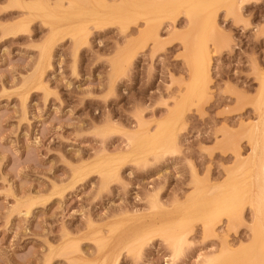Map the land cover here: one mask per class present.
Masks as SVG:
<instances>
[{
	"label": "rangeland",
	"instance_id": "rangeland-1",
	"mask_svg": "<svg viewBox=\"0 0 264 264\" xmlns=\"http://www.w3.org/2000/svg\"><path fill=\"white\" fill-rule=\"evenodd\" d=\"M83 1L0 0V264H232L241 251L251 260L235 264H264L250 140L264 122V0H197L209 9L192 22L195 0H164L173 8L158 41L135 42L130 62L141 22L72 30L86 2L109 18L141 0ZM196 36L210 59L203 88L165 147L146 148L141 134L186 91L184 41ZM230 179L242 182L244 206L207 226L201 207Z\"/></svg>",
	"mask_w": 264,
	"mask_h": 264
},
{
	"label": "bare ground",
	"instance_id": "bare-ground-1",
	"mask_svg": "<svg viewBox=\"0 0 264 264\" xmlns=\"http://www.w3.org/2000/svg\"><path fill=\"white\" fill-rule=\"evenodd\" d=\"M121 1V0H120ZM134 1V0H133ZM158 0H141V1H138L136 2L137 3V6H136V11L132 12V10L134 9L135 5L134 3H131L130 2V5H125L126 7H124V14H117L118 11H112L113 13L116 12V15H120V17L123 15L124 19L123 18H116V17H112L114 16V14L112 13H108V14H111V17H102L101 15H97V12L93 11L94 7H93V2L89 1V2H86L85 0L83 2H86L84 3L85 6L82 7V14L83 16L82 17H85V20L88 21H84V23H82L80 20V24L78 25H75V27L73 28V35L74 37L77 36V35H80V34H84L86 35V32H87V24L90 23L92 24L95 28H103V27H106L107 25H111L113 23L115 24H119L120 27L124 30V32L126 31H129L130 28L132 26H136L137 24H139L140 22L142 23V25L144 24V29L139 32V34L137 35V38L134 40V39H130L128 41V44H129V52L127 54V61L130 62L133 58V46L135 44V42H148V41H152V42H157L158 41V31L160 29V26L161 23H162V20L165 19V18H170V15H171V12L170 11V7L172 6H168L170 4H168L166 6V3L167 1H160L158 4H156ZM187 0H185L186 2ZM197 0L194 1V10H188L187 12V15L189 16L190 18V22H192L193 19H195L196 15L199 13V14H205L208 9H209V4H207V6H204L203 7V3H200L199 1L196 2ZM202 1V0H201ZM204 1V0H203ZM210 0H206V2H208ZM213 1V0H212ZM211 1V2H212ZM217 1V0H216ZM219 1V0H218ZM222 1V0H221ZM243 1V0H242ZM251 1V0H250ZM123 2V0H122ZM125 2V1H124ZM123 2V3H124ZM128 2V1H127ZM155 2V3H154ZM169 2V1H168ZM184 2V1H183ZM183 2H180L183 4ZM189 2V1H188ZM236 2V1H235ZM96 3V2H94ZM122 3V5H123ZM179 3V4H180ZM193 4V2H190ZM214 3V1L212 2ZM242 3V2H241ZM12 4V3H11ZM97 4V3H96ZM125 4V3H124ZM129 4V3H127ZM154 4H156V6H153ZM186 4V3H185ZM21 5V4H20ZM34 5V4H33ZM23 6V5H22ZM50 6V5H48ZM97 7L101 6V5H96ZM134 6V7H133ZM153 7V11H150V8ZM55 7V6H54ZM84 7H88V8H84ZM102 7V6H101ZM106 6L104 5L102 7V9ZM115 7V6H114ZM211 7V6H210ZM37 8V7H36ZM50 8V7H49ZM59 9V7H57ZM116 9L117 8H120V7H115ZM173 8V7H171ZM46 9V8H45ZM87 9H90L87 11ZM101 9V8H100ZM104 9V10H105ZM110 9V8H109ZM121 9H123L121 7ZM41 10V9H40ZM115 10V9H113ZM120 11V10H119ZM174 11V10H173ZM122 12V11H121ZM127 12V13H126ZM213 12V11H212ZM48 13V12H47ZM52 13V12H51ZM50 13V14H51ZM54 13V12H53ZM52 13V14H53ZM106 13V14H107ZM45 14V13H44ZM49 14V15H50ZM55 14V13H54ZM101 14V13H99ZM60 16V15H59ZM110 16V15H109ZM57 17V16H56ZM62 17V16H61ZM207 17V18H206ZM212 17V16H211ZM53 18V17H52ZM52 18H50L52 20ZM205 20L209 19V14L207 16H205ZM214 18V17H213ZM213 18L210 19L211 21H213ZM59 19V18H58ZM80 19V18H79ZM83 20V18H82ZM209 20V21H210ZM57 21V19L54 21L52 20L50 25L52 26V29L53 31L56 29L55 28V22ZM59 21V20H58ZM77 20L76 23L79 22ZM60 22V21H59ZM214 22V21H213ZM58 23V22H57ZM75 24V23H74ZM142 27V26H141ZM58 28V27H57ZM201 29V27H199ZM198 28V29H199ZM60 30V28H59ZM58 31V30H57ZM62 31V30H61ZM61 31H59L61 33ZM202 31V30H201ZM55 33L53 34V36L57 35V32L54 31ZM131 32H132V29H131ZM53 33V32H52ZM60 35V34H58ZM83 35V36H84ZM83 39V38H82ZM81 39V40H82ZM55 39L54 37H51L50 39H48V41L46 42L45 46H44V53L47 55V57H49V54H50V50H51V47L53 46V44L55 43ZM160 43V42H159ZM185 43V46H186V51H187V55H188V63H189V72L191 74V77H190V82L189 84L187 85L186 87V91L184 93V95L180 98V101L178 103L175 104V108L173 111L170 112V119H165L166 122H164L163 124H160V126L157 128L156 132L152 133L153 135H150L148 134V131L145 132L144 129V133L141 134L140 136V141L144 142L143 144L146 145V148H153V147H156L158 144H160L161 142H164L166 141L165 138L168 137L171 129L172 131H174V127L177 126L181 119H182V116H184V113H185V110L186 109V106L187 104L189 103V101L194 97L196 98L195 96L200 92V86L201 83L203 82V79L204 77L207 78V73L208 72V66H209V52H208V49H207V46H206V41L204 40L203 37L201 36H196L192 39H186L184 41ZM160 45V44H159ZM158 45V46H159ZM44 57V56H43ZM46 57V56H45ZM45 60V58H43ZM47 60V58H46ZM259 74V73H258ZM262 76V74H261ZM210 79V77H209ZM206 80V79H205ZM258 80H259V76H258ZM257 80V81H258ZM260 82V81H259ZM204 83V82H203ZM202 83V84H203ZM261 88H260V92H262V94H264V78L261 79V84H260ZM203 88V86L201 87ZM206 89V88H204ZM203 90V89H201ZM259 93V92H258ZM258 95L259 97L262 95ZM205 95V94H204ZM263 96V95H262ZM261 96V97H262ZM205 97V96H204ZM199 99V98H198ZM201 99V98H200ZM264 99V98H263ZM195 100V99H194ZM260 100V99H259ZM262 101V100H261ZM191 103V102H190ZM189 103V104H190ZM261 102H258V104L260 105ZM262 104V103H261ZM258 105V106H259ZM260 107V106H259ZM257 108V107H256ZM260 110V109H259ZM263 110V109H262ZM261 110V111H262ZM259 111V113L261 112ZM257 114V113H256ZM264 116V114L262 113L261 116ZM260 116V117H261ZM262 119V118H261ZM258 120V119H257ZM263 120V119H262ZM261 120V121H262ZM164 121V120H163ZM162 121V122H163ZM261 123V122H260ZM180 125V124H179ZM178 125V127H179ZM255 125V124H253ZM256 126V125H255ZM258 126V125H257ZM255 128V127H254ZM253 128V129H254ZM257 130L255 132H257V134L255 135L253 132H251V141L253 140L254 141V147L255 149L253 150L252 149V152H255V154L258 152L260 153L259 154V163L256 167H258L259 165V168L256 170L258 172V177H257V180H256V183L257 185L255 184L254 186H257L258 188V191H259V198H257L256 202L259 201L258 199H260V201L262 202L264 200V122L261 123V126L259 125L258 127H256ZM140 130V129H139ZM147 130V129H145ZM171 131V132H172ZM141 132V131H140ZM175 132V131H174ZM138 133V132H137ZM173 134V133H172ZM246 134V133H245ZM168 135V136H167ZM171 135V134H170ZM250 136V135H249ZM248 136V137H249ZM172 136H170L169 138H171ZM137 139V138H136ZM139 139V138H138ZM164 140V141H163ZM169 140V139H168ZM172 140V139H171ZM138 141V140H137ZM249 141V140H248ZM133 142V141H132ZM141 143V142H140ZM166 145L167 142H164ZM170 143V142H169ZM163 143H161L160 145H162ZM138 145V144H137ZM142 145V143H141ZM140 145V146H141ZM164 145L163 148L165 147ZM136 146V145H135ZM135 146H134V149H135ZM168 146V144H167ZM166 146V147H167ZM137 150L140 149V147L138 148V146L136 147ZM145 148V146L143 147ZM143 148L141 149L143 151ZM145 148V149H146ZM133 149V150H134ZM155 149V148H154ZM153 149V150H154ZM159 150H161V147L159 146L158 148ZM136 150V151H137ZM158 150V151H159ZM132 151V150H131ZM150 151V150H149ZM151 152H152V149H151ZM134 154V153H133ZM137 154V152H136ZM150 154V152H149ZM239 154V152H238ZM254 154V155H255ZM130 155V154H129ZM143 155V154H141ZM253 155V154H252ZM128 156V155H127ZM131 156V155H130ZM139 156V155H138ZM251 157H254V156H251ZM236 159V158H235ZM254 159V158H253ZM125 160V159H124ZM108 161V160H107ZM239 161V160H238ZM106 162V161H105ZM103 162V163H105ZM254 162V161H253ZM252 162V163H253ZM109 163V162H108ZM113 163V161H112ZM116 163V162H115ZM243 163V162H242ZM240 163V165L242 164ZM111 164V163H110ZM108 164V165H110ZM239 164V163H238ZM247 164V163H246ZM249 164V163H248ZM257 164V163H256ZM99 165V164H98ZM101 165V163H100ZM103 165V164H102ZM107 165V164H106ZM236 165V164H235ZM244 165V164H242ZM241 165V166H242ZM251 165V164H250ZM99 166H97L98 168ZM102 167V166H101ZM100 167V168H101ZM255 167V168H256ZM96 168V167H95ZM99 168V169H100ZM245 166H242L240 169H244ZM105 169V168H104ZM107 169V168H106ZM112 169V168H111ZM236 169V168H235ZM96 170V169H95ZM103 169H101L100 171H102ZM238 170V169H237ZM236 170V171H237ZM94 171V169H93ZM108 171H111L110 168ZM235 172V170H233ZM255 171V172H256ZM106 172V170H105ZM232 172V171H231ZM230 172V173H231ZM233 172V173H234ZM254 172V171H253ZM98 173H100L98 171ZM239 173V171H238ZM242 173V172H240ZM247 173V172H245ZM235 174V173H234ZM228 175H231L232 176V173L231 174H228ZM240 175V174H239ZM239 175H237L239 177ZM247 175V174H246ZM236 176V175H235ZM242 176V175H240ZM231 178V177H230ZM234 179V177H232ZM238 179V178H237ZM243 179V178H242ZM240 178V180H242ZM249 180V179H248ZM246 181V180H245ZM243 181V182H245ZM241 182V181H240ZM240 182H237L236 180H231L229 182H227L226 184H223L221 185L222 187L219 188L216 193L210 198V200H208L207 203H205V206L201 207V210L203 211L202 212V221L204 222V224H206L207 226H212V224H214L213 222L222 217V216H226L228 218H230L232 216V214H235V212L241 207L242 203H241V195L240 193L243 192V190L239 193L238 189H239V186L240 185ZM242 183V182H241ZM250 184V183H249ZM243 185V184H242ZM217 188V187H216ZM243 188V187H242ZM250 188V187H249ZM256 188V187H254ZM245 189V187H244ZM212 190V189H211ZM203 191V190H202ZM207 191V190H206ZM208 192V191H207ZM249 192V191H248ZM247 193V192H246ZM254 193V192H253ZM201 194V193H199ZM256 194V192L254 193ZM208 195V194H207ZM244 195V193H243ZM252 196V195H251ZM257 196V195H256ZM249 197V196H248ZM255 197V196H254ZM246 199V197H244ZM247 200V199H246ZM252 200V199H251ZM248 201V200H247ZM246 201V202H247ZM250 201V199H249ZM260 201L258 202V211L257 214H259V217H257V221L255 220L256 222V225H255V243H261V245L263 246V241H264V205L262 203H260ZM242 202H245L242 201ZM245 202V204H246ZM255 202V201H254ZM264 203V201H263ZM248 204V202H247ZM250 204V203H249ZM244 206V205H242ZM257 207V206H256ZM256 210V209H255ZM254 210V212H256ZM237 214V213H236ZM254 214V213H253ZM256 219V217H255ZM172 228V227H171ZM206 228V227H205ZM178 229V228H177ZM209 229V228H208ZM182 230V229H181ZM186 229H184L183 231H185ZM165 231V230H164ZM179 232V230H178ZM164 233V232H163ZM174 233V232H173ZM181 234V233H179ZM185 234V233H184ZM176 237V236H174ZM137 240V239H136ZM132 243V242H131ZM178 243V241H177ZM127 244V243H126ZM129 245V244H128ZM263 250H264V247H263ZM264 253V252H262ZM245 257V260H247L248 262H250V256H248L246 254V251H241V252H238L236 253L234 256H232V258H228V262L229 263H232V264H235V263H239V261H241V258L242 257ZM264 256V255H263ZM248 257V258H247ZM254 257V256H253ZM262 258V257H261ZM257 259V258H256ZM259 260V259H258ZM264 260V258H263ZM262 260V261H263ZM222 260L220 259H216L215 261H213L212 263L210 264H222ZM264 262V261H263ZM209 263V262H208ZM250 264V263H249Z\"/></svg>",
	"mask_w": 264,
	"mask_h": 264
}]
</instances>
